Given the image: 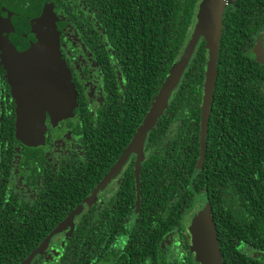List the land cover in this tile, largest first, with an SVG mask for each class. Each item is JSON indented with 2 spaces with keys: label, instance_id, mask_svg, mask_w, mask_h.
Returning a JSON list of instances; mask_svg holds the SVG:
<instances>
[{
  "label": "trees",
  "instance_id": "1",
  "mask_svg": "<svg viewBox=\"0 0 264 264\" xmlns=\"http://www.w3.org/2000/svg\"><path fill=\"white\" fill-rule=\"evenodd\" d=\"M198 1L117 0L118 11L123 17L127 14L129 25L117 34L127 39L121 51L126 49L130 55L122 61L121 69V76L131 86L129 137L179 58ZM103 4L102 16L111 28L112 0H103ZM136 4L144 7L136 10L132 6ZM262 30L264 0H232L222 19L200 169L196 171L207 59L203 44L196 49L158 121L161 147L153 138L157 130L152 133L148 158L141 168L139 207L134 206L132 169L128 180L132 200L114 204L115 226L107 228L106 224L105 230L110 232L104 234L93 227L69 235L59 264H95L134 207L132 231L117 264H169L168 260L170 264H198L188 249L181 218L183 211L201 202L210 209L222 264H264V95L260 90L264 88L260 86L264 85V66L247 54L253 37ZM102 112H107V119L101 117L93 133L99 129L110 132L114 127L111 111L105 107ZM98 138V132L96 137L92 134L93 140ZM101 155L93 165L99 177L107 171L112 156L109 149ZM56 198L25 203L13 198L6 185L0 186V264H20L77 204L59 201V194ZM108 220H112L109 215ZM167 238L170 250H174V256L172 253L168 258L159 248Z\"/></svg>",
  "mask_w": 264,
  "mask_h": 264
},
{
  "label": "flooded vegetation",
  "instance_id": "2",
  "mask_svg": "<svg viewBox=\"0 0 264 264\" xmlns=\"http://www.w3.org/2000/svg\"><path fill=\"white\" fill-rule=\"evenodd\" d=\"M200 1L197 3L184 47L196 23ZM231 2L232 0H223L222 19ZM132 6L139 10L144 7V4ZM103 8V0H0V186L6 185L7 191L12 194L13 198L25 203H35L46 199L54 201L57 200L58 194L59 201L68 202V204L77 202L50 232L55 231L46 249L31 264H59V254L66 251L69 235L79 233L82 229L91 231L94 227L98 229L95 231L101 234L110 232L109 229L105 230V225L107 224V228L115 226L114 204L120 202L127 204L132 200L131 190L128 186L132 169L134 206L138 208L141 196V168L147 161V146L149 141L151 142V136L155 129L157 131L153 138L156 143H159V147L162 144V133L160 134L158 125L161 115L143 144L142 158L138 167H136L137 153L129 154L118 172L114 173L106 185L97 191L89 204L72 219L71 223L66 222L64 227H59V224L91 195L92 191L114 167L148 112L129 137L130 115L127 107L131 100V86L121 76L123 75L121 69L124 66V62L122 66V61H127L130 55L126 49L121 51L127 39H123L122 35H117L120 30L129 28L128 16L126 14L123 17L118 11L117 0H112L111 23L113 26L109 28L106 27L109 21L102 16ZM45 18V23L41 24L42 35H40L38 25ZM14 25L35 32L37 35L35 37L41 39L45 47L55 46L58 48L61 58L72 76L75 90L76 109L72 117L58 120L53 125L49 110L45 109L44 137L41 144L36 146L29 144L27 139L24 143L17 138L19 118L17 105H32L33 94L24 85L15 87L16 83L12 82L9 76L8 66L12 61L11 55L7 52L10 48L7 41L10 39L7 36L6 40L5 33L11 30ZM51 32H54V36ZM253 39V45L247 51V54L252 55V58H254L253 49L256 44L264 43V30L257 33ZM202 44L204 45L203 41L198 47ZM23 47V44L19 43L11 45V48L19 50V53H22ZM106 69L109 75L107 80V74L104 71ZM260 90L264 95V88H260ZM42 96L45 106L48 103H53L51 93L47 92ZM105 107L111 111L114 127L110 132L102 133L99 129L93 133L92 129H97L100 126V118L107 119V112L100 113ZM97 132L101 138L95 141L92 139V134L96 137ZM122 133L125 134V138ZM198 139L200 158V138ZM124 140L127 142L123 145ZM93 144H97V146H92ZM105 145H109L110 148H106ZM108 149L112 154L109 159V167L99 177V172L93 168V165L99 158H102V153L108 152ZM198 170L196 168V171ZM193 178L194 175L191 180ZM136 180H138V189ZM195 199L196 197L193 198V200ZM197 204L195 203L191 209L187 208L183 211L181 218L189 250L191 221L204 206L207 207L206 203L202 204L200 208ZM135 207L125 221L123 229H120L114 236L108 251L103 257L95 260V264L104 261V263L117 264L118 256L124 251L132 231ZM108 215L112 220L106 222ZM119 237L124 238L123 245L115 247ZM169 246L168 238L159 245L162 250L160 253L166 255V258H168L167 256L172 257V253L174 256V250H170ZM163 249L166 250L163 252ZM191 256L194 259V253L191 252ZM169 259L171 260V258ZM166 262L170 264L169 260Z\"/></svg>",
  "mask_w": 264,
  "mask_h": 264
},
{
  "label": "water",
  "instance_id": "3",
  "mask_svg": "<svg viewBox=\"0 0 264 264\" xmlns=\"http://www.w3.org/2000/svg\"><path fill=\"white\" fill-rule=\"evenodd\" d=\"M223 0H201L198 5L196 23L193 31L182 50L177 61L174 63L157 96L152 101L141 125L138 127L123 155L114 167L103 178L91 195L83 200L66 218L59 227H64L66 222L72 219L85 208L89 201L101 190L106 183L118 172L121 165L126 161L129 154L137 153L136 167L142 158V148L156 120L163 114L168 106L172 93L179 85L196 48L203 41L207 52L205 80L203 84V97L200 115V158L197 169L205 156V137L207 134V122L212 103L215 78L217 74V61L220 48V36L222 29ZM49 19V17H46ZM38 25L39 34L42 35L41 24ZM49 29V28H48ZM47 30V29H46ZM53 33L54 36V32ZM10 45L8 53L12 63L8 66L9 76L15 87H25L32 92V105H17L19 118L17 121V138L22 142L36 146L41 144L45 132V109L49 110L52 124L58 120L72 117L76 109L75 90L73 79L69 73L57 47H45L41 39L35 37V32L25 30L14 25L5 33ZM38 34V35H39ZM37 36V35H36ZM15 43L23 44V51L11 48ZM254 59L264 66V43L258 42L253 49ZM20 85V86H17ZM51 93L53 103L43 104V94ZM138 189V180H136ZM55 232V231H54ZM54 232L46 236L43 241L20 263L31 264L47 247ZM191 235L190 250L194 253L198 264H222V257L218 245V238L214 227L213 218L209 207H204L198 212L189 226Z\"/></svg>",
  "mask_w": 264,
  "mask_h": 264
},
{
  "label": "rangeland",
  "instance_id": "4",
  "mask_svg": "<svg viewBox=\"0 0 264 264\" xmlns=\"http://www.w3.org/2000/svg\"><path fill=\"white\" fill-rule=\"evenodd\" d=\"M201 204V205H200ZM198 203L197 204V206H199V208L202 206V204L204 205L205 204V202H201V203ZM205 207V206H204ZM186 220V219H185ZM190 238H191V235H190ZM123 240H124V238L122 237H119L118 239H117V241H116V243H115V247H120V246H122L123 245ZM263 257H264V255H263ZM105 262V261H104ZM104 262H102V263H100V264H109V262H106V263H104Z\"/></svg>",
  "mask_w": 264,
  "mask_h": 264
}]
</instances>
